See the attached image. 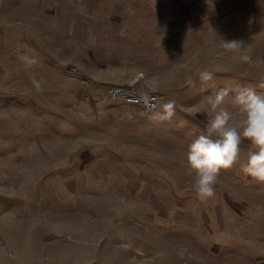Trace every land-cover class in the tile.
Wrapping results in <instances>:
<instances>
[{
    "label": "rangeland",
    "instance_id": "obj_1",
    "mask_svg": "<svg viewBox=\"0 0 264 264\" xmlns=\"http://www.w3.org/2000/svg\"><path fill=\"white\" fill-rule=\"evenodd\" d=\"M139 74L150 112L109 91ZM238 86L264 94V0H0V264H264L250 142L206 201L187 161Z\"/></svg>",
    "mask_w": 264,
    "mask_h": 264
},
{
    "label": "clouds",
    "instance_id": "obj_2",
    "mask_svg": "<svg viewBox=\"0 0 264 264\" xmlns=\"http://www.w3.org/2000/svg\"><path fill=\"white\" fill-rule=\"evenodd\" d=\"M242 42L225 41L221 47L233 54H239ZM214 77V71L208 68L198 70L196 77L201 83H208ZM190 77L189 82L195 83ZM234 92L233 97L229 96ZM231 102L238 106L242 119L234 122L225 104ZM210 119L206 130L190 145L187 161L195 172L193 190L201 201L212 199L216 195L215 186L222 169L228 170L240 163L242 142L247 139L251 144L247 162L241 170L254 180L264 182V94H259L251 86H238L235 89L222 88L208 99ZM166 115L162 119H171L174 114L171 104L165 105Z\"/></svg>",
    "mask_w": 264,
    "mask_h": 264
},
{
    "label": "built area",
    "instance_id": "obj_3",
    "mask_svg": "<svg viewBox=\"0 0 264 264\" xmlns=\"http://www.w3.org/2000/svg\"><path fill=\"white\" fill-rule=\"evenodd\" d=\"M109 91H110L113 98H116V99L124 98L125 100L130 101V102L143 103L144 106L146 107V110L149 112L157 104V103H155V100H154V102H146L145 98L141 96L139 91H137V89H135L134 86H132V87L112 86L111 88H109ZM152 97H154V96H152ZM159 98L160 97L158 96V99ZM158 99L156 100V102L158 101Z\"/></svg>",
    "mask_w": 264,
    "mask_h": 264
},
{
    "label": "bare ground",
    "instance_id": "obj_4",
    "mask_svg": "<svg viewBox=\"0 0 264 264\" xmlns=\"http://www.w3.org/2000/svg\"><path fill=\"white\" fill-rule=\"evenodd\" d=\"M136 84H135V89H137V91H139V93L141 94L142 97L145 98L146 102H154L155 103L156 100L158 99V95L156 94V90H154L152 87H150L149 85H147L142 77V74H139L138 78L135 80ZM154 96V97H152ZM152 97V98H151ZM180 218H189L188 214H183L180 213Z\"/></svg>",
    "mask_w": 264,
    "mask_h": 264
}]
</instances>
